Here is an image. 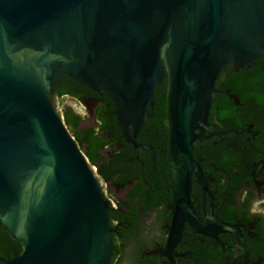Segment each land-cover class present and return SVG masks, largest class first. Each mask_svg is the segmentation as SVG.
Here are the masks:
<instances>
[{
	"label": "water",
	"instance_id": "1",
	"mask_svg": "<svg viewBox=\"0 0 264 264\" xmlns=\"http://www.w3.org/2000/svg\"><path fill=\"white\" fill-rule=\"evenodd\" d=\"M262 53L264 0H0V225L22 245L0 264L110 263L109 202L52 102L56 78L105 93L133 158L153 162L137 138L167 79L172 251L186 223L206 233L191 202L194 177L209 194L193 145L212 134L216 81ZM214 225L245 251L235 226Z\"/></svg>",
	"mask_w": 264,
	"mask_h": 264
},
{
	"label": "trees",
	"instance_id": "2",
	"mask_svg": "<svg viewBox=\"0 0 264 264\" xmlns=\"http://www.w3.org/2000/svg\"><path fill=\"white\" fill-rule=\"evenodd\" d=\"M227 69L225 76H221L217 82V93L212 98L209 121L221 122V129L232 128L237 131H244L248 125H252V131L258 133L255 143L251 140L248 142L250 135H245L239 139L241 148L223 146L211 154L210 162L215 165L216 172L212 169L210 171L213 172L218 186L234 195L237 188L244 185V176L249 174L251 164L261 157L259 151H264V53L250 68L236 72L230 67ZM166 93L165 78L155 88V106L153 112L149 111L152 116L147 119L137 138L138 143L153 148L156 154L155 162L149 151H141L138 161L129 162L134 157L133 147L122 136L110 98L105 93L97 94L81 86L67 76L58 77L53 82V104L61 108L65 126L90 165L97 169L98 177L104 183L134 185L124 203H117L116 207L109 203L110 226L114 219H124L132 223L133 218L138 215V204L144 211L153 210L160 203L159 197L164 183L170 182ZM230 95L236 96L239 103L236 104ZM87 97L98 103L94 111L95 127L80 129L84 118L65 105V101L84 103ZM230 137L238 139L234 134ZM105 151H108V154H104ZM194 157H203L204 163L201 164L204 167L210 165L207 164V156H204V153L194 151ZM135 198L137 199L134 200ZM123 207L130 209L131 213L124 214ZM7 252L10 253V258L21 254L22 245L0 225V256L5 257Z\"/></svg>",
	"mask_w": 264,
	"mask_h": 264
},
{
	"label": "flooded vegetation",
	"instance_id": "3",
	"mask_svg": "<svg viewBox=\"0 0 264 264\" xmlns=\"http://www.w3.org/2000/svg\"><path fill=\"white\" fill-rule=\"evenodd\" d=\"M228 67L237 71L233 65H227L221 71L215 84L214 95L217 93V82L225 76ZM230 97L235 100L236 104L239 103L236 96L230 95ZM84 103L89 104L91 114H93L98 103L90 97H87ZM209 117L208 124L212 134H202L201 139L193 145V157L194 151L202 152L204 156H207V164L210 163L204 167L201 164L204 163V158L194 157L203 170L209 194H204L196 177L192 180L191 189L194 216L206 224V233H196L186 223L174 249L172 251L167 249V238L173 217V192L169 172L170 182H165L163 185L159 205L153 210L144 211L138 204L136 209L138 215L133 218L132 223L124 219H114L112 222V254L109 264H232L234 260L235 264H264V167L254 172V166L264 158V151H259L261 157L251 164L249 174L244 176V185L238 187L234 195L218 186L213 175L216 167L210 162L211 154L223 146L241 148L239 139L245 135H250V138H247L248 142L251 140L255 143L258 133L252 131V125H248L244 131L232 128L221 129V122H210ZM232 134L238 139H232L230 137ZM252 147L254 149L255 145L253 144ZM138 160L139 155L137 159L133 158L129 162ZM106 184L112 188V194L120 195L115 199L114 207L117 203L118 205L124 203L128 193L134 187L132 183ZM123 213L129 215L131 211L123 207ZM216 222L235 226L239 230L245 245L244 252L239 247L237 235L234 232L220 231L214 225ZM218 240L224 247L219 244ZM3 258H10V253L7 252Z\"/></svg>",
	"mask_w": 264,
	"mask_h": 264
},
{
	"label": "rangeland",
	"instance_id": "4",
	"mask_svg": "<svg viewBox=\"0 0 264 264\" xmlns=\"http://www.w3.org/2000/svg\"><path fill=\"white\" fill-rule=\"evenodd\" d=\"M65 105H68L71 108H73L76 113H78L84 118L83 123L80 126V129L95 127L94 119L91 117V108L88 103H82L75 100H67L65 101ZM54 106L61 111V108L58 107L57 104H54ZM106 153L107 151L104 152V154ZM93 168L95 175L98 177V175L96 174L97 169L95 167ZM98 180L101 183L105 198L108 200V202L109 200H111L114 203L115 199L119 198L120 195L118 194L115 196L114 194H112V188L108 184L104 183L99 177Z\"/></svg>",
	"mask_w": 264,
	"mask_h": 264
},
{
	"label": "built area",
	"instance_id": "5",
	"mask_svg": "<svg viewBox=\"0 0 264 264\" xmlns=\"http://www.w3.org/2000/svg\"><path fill=\"white\" fill-rule=\"evenodd\" d=\"M109 202L114 206V203L111 200H109Z\"/></svg>",
	"mask_w": 264,
	"mask_h": 264
}]
</instances>
